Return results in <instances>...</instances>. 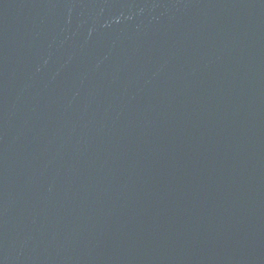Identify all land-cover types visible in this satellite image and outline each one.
Returning a JSON list of instances; mask_svg holds the SVG:
<instances>
[{
	"label": "water",
	"instance_id": "1",
	"mask_svg": "<svg viewBox=\"0 0 264 264\" xmlns=\"http://www.w3.org/2000/svg\"><path fill=\"white\" fill-rule=\"evenodd\" d=\"M0 264H264V0H0Z\"/></svg>",
	"mask_w": 264,
	"mask_h": 264
}]
</instances>
